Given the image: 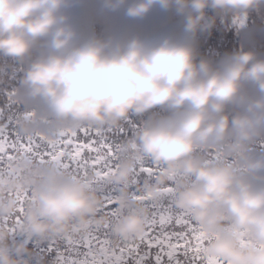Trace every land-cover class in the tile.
<instances>
[{"label": "clouds", "instance_id": "obj_1", "mask_svg": "<svg viewBox=\"0 0 264 264\" xmlns=\"http://www.w3.org/2000/svg\"><path fill=\"white\" fill-rule=\"evenodd\" d=\"M157 11L178 28L141 30ZM253 12L264 0H0L13 131L126 133L102 178L13 154L0 174V264H49L39 249L96 229L118 249L144 237L161 207L187 214L201 264H264V52L200 50L218 24L250 41Z\"/></svg>", "mask_w": 264, "mask_h": 264}, {"label": "snow or ice", "instance_id": "obj_2", "mask_svg": "<svg viewBox=\"0 0 264 264\" xmlns=\"http://www.w3.org/2000/svg\"><path fill=\"white\" fill-rule=\"evenodd\" d=\"M2 119L0 114V121ZM10 123V119L7 123L0 122V174L11 171L12 156L19 151L29 153L40 163L57 160L76 175L94 173L102 178L116 167L118 150L115 142L101 132L85 129L64 134L57 141H48L40 137L23 138L16 132L10 134ZM13 134L15 139H12ZM74 141L79 143L74 144ZM143 171L151 174L153 169ZM105 199L109 206L112 205L111 195ZM107 211L115 217L112 207ZM19 219L18 216L17 223ZM109 236L108 230L96 229L87 240L68 241L65 249L58 251L57 264H201L199 245L202 239L197 229L187 214L175 213L170 207L156 209L148 233L137 242L124 243L117 249L112 246ZM79 245H84L87 251H82ZM178 247L182 248L183 260L176 256ZM49 250L54 249L50 247Z\"/></svg>", "mask_w": 264, "mask_h": 264}, {"label": "trees", "instance_id": "obj_3", "mask_svg": "<svg viewBox=\"0 0 264 264\" xmlns=\"http://www.w3.org/2000/svg\"><path fill=\"white\" fill-rule=\"evenodd\" d=\"M211 14V13H210ZM180 24V18L175 16L173 13L155 12L152 16L142 22L139 28L146 32H158V31H169L177 29ZM104 25L100 24L98 27L102 28ZM248 26L253 31V35L250 41H245L242 35H238L235 29L225 30L224 27L218 24V27L213 30L212 34L201 35L200 37V50L202 53L212 55L214 53H220L221 55L225 52H230L234 49H238L241 44H245L246 47L255 46L257 50L264 52V34L260 33L258 29L264 27V12L256 13L253 12L248 19ZM15 109L11 108L7 103V95L3 91V86H0V114H2V121L7 123L11 119V113ZM9 131L12 134L14 131L9 124ZM127 134H130V126L127 128ZM125 132L114 134L111 139L115 142H119L124 139ZM12 139H15L14 134ZM79 143V141H75ZM112 207V205L108 206ZM175 241V240H174ZM175 243V242H174ZM183 242H181L182 244ZM54 250L50 248L39 249L38 251L45 256L49 264H55L58 258V251H63L65 246H52ZM86 252V251H85ZM179 254V253H178ZM177 254V256H178ZM67 255V253H65ZM75 255V254H73ZM75 258V257H73Z\"/></svg>", "mask_w": 264, "mask_h": 264}, {"label": "rangeland", "instance_id": "obj_4", "mask_svg": "<svg viewBox=\"0 0 264 264\" xmlns=\"http://www.w3.org/2000/svg\"><path fill=\"white\" fill-rule=\"evenodd\" d=\"M75 143H76V142L74 141V144H75ZM174 242H175V241H173V243H174ZM79 247L81 248L82 251H87V248L84 247V245H79ZM165 247H166V246H165ZM166 250H167V247H166ZM178 253H179V254H178ZM177 254H178V257H179L181 260L184 259L182 248H180V247L177 248L176 256H177ZM164 258L166 259L167 257H164Z\"/></svg>", "mask_w": 264, "mask_h": 264}]
</instances>
